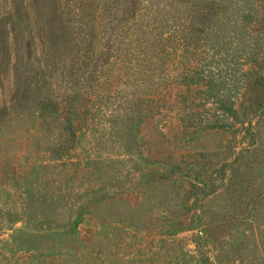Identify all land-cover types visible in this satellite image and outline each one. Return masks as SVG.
Returning <instances> with one entry per match:
<instances>
[{"label": "rangeland", "instance_id": "obj_1", "mask_svg": "<svg viewBox=\"0 0 264 264\" xmlns=\"http://www.w3.org/2000/svg\"><path fill=\"white\" fill-rule=\"evenodd\" d=\"M0 264H264V0H0Z\"/></svg>", "mask_w": 264, "mask_h": 264}, {"label": "trees", "instance_id": "obj_2", "mask_svg": "<svg viewBox=\"0 0 264 264\" xmlns=\"http://www.w3.org/2000/svg\"><path fill=\"white\" fill-rule=\"evenodd\" d=\"M182 41H184V39H177L175 41V44L176 45H180V43ZM176 51L177 50L175 49V53H177ZM139 55L140 56H143V54H139ZM139 55H135V57H134V61H137V63L135 65V62H134L133 68H134V72L135 71H138L140 73L142 71V68H143L142 65H141L143 62L140 59V56ZM167 55H168V53H167ZM158 56H160V59L159 60L157 59L156 56H152L151 60L148 62L149 63L148 72L151 73V74H153L154 72L156 73V75H154V77H153V78H155V82H153V84L154 83H159L157 85H154V87H155L156 90L154 91V93H152L153 95H152V97L150 98V101H149L150 103H154V107L157 104H159V101L161 102V101L164 100L163 99L164 98V96H163L164 93H163V87L161 86V81L159 82L158 79H156V77H158V78L161 79V75L158 73V70L157 69H159V67H160L159 66V62H161L162 59H161V55H158ZM132 57H133V55H132ZM131 59H130V63H131ZM155 61H156V63H154ZM225 62H227V61H225ZM191 64H194V65H192L194 67H190L189 68V74H190V77L193 79L195 77V75H197V73H196L197 72V69L195 70V66L198 63L195 62V61H193V63H191ZM231 64H233V62L224 63L223 65H220L217 69L214 68L213 69V72L212 71H209L210 74L207 75L206 77L211 78L213 80L214 79L223 80V79H226V78H230L229 77L230 76L229 69L231 68ZM225 70H226V75H223L224 72H225ZM242 88H244V87H242ZM218 103H219V101H218Z\"/></svg>", "mask_w": 264, "mask_h": 264}]
</instances>
